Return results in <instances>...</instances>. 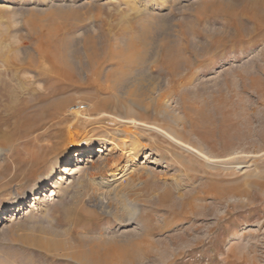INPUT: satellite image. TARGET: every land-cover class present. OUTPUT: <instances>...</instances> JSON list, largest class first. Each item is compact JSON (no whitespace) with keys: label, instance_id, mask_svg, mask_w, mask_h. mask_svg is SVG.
<instances>
[{"label":"rangeland","instance_id":"374dc122","mask_svg":"<svg viewBox=\"0 0 264 264\" xmlns=\"http://www.w3.org/2000/svg\"><path fill=\"white\" fill-rule=\"evenodd\" d=\"M166 1L0 0V264L141 233L138 264H264V0ZM126 59L164 72L106 76ZM136 136L129 177L102 170L117 151L58 180Z\"/></svg>","mask_w":264,"mask_h":264},{"label":"bare ground","instance_id":"6f19581e","mask_svg":"<svg viewBox=\"0 0 264 264\" xmlns=\"http://www.w3.org/2000/svg\"><path fill=\"white\" fill-rule=\"evenodd\" d=\"M146 2V7H156L158 8L160 11L162 9H165L167 1L166 0H145ZM250 2H252L250 0ZM256 3V2H255ZM254 3V4H255ZM145 7V6H144ZM144 8V12L146 11V14L151 15V13L149 12L150 10L147 8ZM136 7V4H133L131 6V11H136L137 13H143L142 12H138L141 11V9L139 10V8ZM248 10V9H247ZM254 13V12H252ZM155 15V13L153 14ZM123 50V49H122ZM126 51V50H125ZM131 52V51H130ZM122 54V53H121ZM113 57V56H112ZM148 62V64H147ZM113 65H115V68L113 67ZM109 66L112 67L111 70L108 69V72L106 73V76L108 77L109 75L111 76V73H116V71H118L117 73L119 75H122V78H142L144 76H146L149 73H157V74H162L164 71L162 69H160L161 67L157 66V63L155 61H130L126 59L125 64H109ZM183 66V65H182ZM57 67V66H55ZM56 68L50 67L48 68L49 71H52ZM58 69V68H57ZM59 70V69H58ZM188 70V69H187ZM45 71V70H44ZM43 71V72H44ZM55 71V70H54ZM107 71V70H106ZM111 72V73H109ZM177 70H168L166 72V74L171 75V76H177L179 73L177 72ZM45 73V72H44ZM116 73V75H117ZM118 75V76H119ZM180 75V74H179ZM68 76V75H67ZM150 76V75H149ZM69 77V76H68ZM147 77V76H146ZM121 78V76H120ZM119 78V79H120ZM126 78V79H127ZM145 78V77H144ZM136 79V78H135ZM138 80V79H137ZM141 80V79H140ZM155 80V79H154ZM125 81V80H122ZM142 82V81H141ZM96 84V83H95ZM143 84V83H141ZM126 85V83H125ZM137 85L136 87L139 88L138 90H141V86L140 84H135ZM101 86V85H100ZM161 86V85H160ZM135 87V88H136ZM168 87V86H167ZM103 88V87H102ZM100 88L101 91L104 90H109L110 87L107 86L105 87V89ZM119 88V87H118ZM130 88V87H129ZM146 88V87H145ZM163 88V87H162ZM120 89V88H119ZM122 89V88H121ZM150 89V88H149ZM159 89V88H158ZM56 90V89H55ZM137 90V89H136ZM144 90V89H143ZM123 91V90H122ZM166 91V90H165ZM99 92V91H98ZM144 93V92H143ZM123 94V93H122ZM160 99V98H159ZM134 100V99H133ZM138 100V99H137ZM167 101V100H166ZM145 102V101H144ZM158 103V102H156ZM52 104V103H51ZM110 104V101L107 100L106 98L103 99L100 102V106H107ZM151 104V103H150ZM98 106V105H97ZM147 107V106H146ZM50 107L46 110H49ZM84 107L80 106V105H74L71 106L69 108V112L72 114H79L81 112L84 111ZM51 110V109H50ZM46 112V111H45ZM159 112V111H158ZM126 113H130L131 115V110L126 109ZM52 116V115H51ZM132 116V115H131ZM29 117V116H28ZM174 123V122H173ZM38 125V124H37ZM140 126V125H139ZM144 129V128H143ZM147 130V129H146ZM155 131V130H153ZM151 133V132H150ZM153 133V132H152ZM133 134V133H132ZM138 135V134H137ZM142 136V134H141ZM163 136V135H162ZM129 137V136H128ZM149 139V138H148ZM119 141V140H118ZM121 142V141H120ZM127 145H122L121 143L119 144L118 142L114 141V140H110L108 142L109 146L108 148L103 147H98L96 149H91V148H85L83 151L78 152L77 157L80 160V163H78L76 165L75 170H73V167H69V166H65L63 167L62 170V174L58 180H62V177L64 175L66 176H72L73 174L77 173L79 170L81 169H85V168H89L87 166V164L90 162V155L95 153L97 156V158H99L101 155H103L105 152H117L119 151L118 155H116L115 157H112L111 159V163H109L107 166L105 165H101L102 170L105 168L107 170L104 171H110L113 172L112 177L113 179L110 180L111 182H117L120 179H123L124 177H127L129 174H131V172L133 170H131L129 172V168L130 166H132L131 164L135 162V160L137 159V157L140 155L141 152H143L144 149H148V153H150V148H151V144L150 142H147L145 140H139L138 137H134V138H130L127 141ZM123 143V141H122ZM184 145H186L185 143H183ZM153 147V146H152ZM199 149V148H198ZM192 150V149H191ZM199 151V150H198ZM204 152V151H203ZM208 153V152H207ZM87 154V156H86ZM151 156V154H149ZM99 160V159H98ZM101 169V167H100ZM188 171V170H187ZM190 176V175H189ZM129 177V176H128ZM189 179V178H188ZM65 180V179H64ZM63 182V181H62ZM55 188V187H53ZM57 188V187H56ZM53 196L55 193H53ZM38 195H35L33 197V200H39V198H37ZM221 197V196H220ZM55 197H51L49 199V201H53ZM22 204L18 205L16 207V209H18V212L22 211L23 212V208ZM138 213V212H137ZM136 213V214H137ZM16 217H14L13 215H11L10 217L7 218L6 222L8 223H13L16 221ZM132 234V233H131ZM134 234V233H133ZM140 234V233H139ZM145 234V233H144ZM146 236V235H145ZM148 238V237H147ZM98 241V240H97ZM102 243L103 241L100 240ZM116 241V240H115ZM112 242V244L108 245L107 243H110V241H106L108 246H104V243L101 245H91L92 243L88 244V248L87 250H84L85 245L82 243L80 244V246L77 248V250L74 251H70L69 253H72L71 258L73 257L74 260L79 263V264H138V259H137V254L141 255L143 258L145 256H149L150 251L147 248V240L143 237L142 233L140 235H130L129 238L125 239V240H118L120 242ZM50 243V242H48ZM53 243V242H52ZM55 243V242H54ZM80 242H78L79 245ZM146 244V245H145ZM59 245V244H58ZM87 245V244H86ZM53 248V245H51ZM57 246V245H56ZM40 247L43 248H49L50 245L44 243L41 244ZM150 247V246H148ZM51 248V249H52ZM60 248V247H59ZM71 248V247H70ZM73 249V248H72ZM50 250V249H49ZM64 252V251H63Z\"/></svg>","mask_w":264,"mask_h":264}]
</instances>
